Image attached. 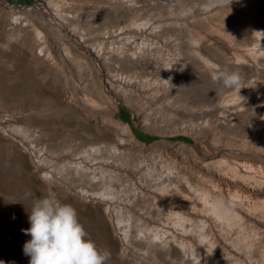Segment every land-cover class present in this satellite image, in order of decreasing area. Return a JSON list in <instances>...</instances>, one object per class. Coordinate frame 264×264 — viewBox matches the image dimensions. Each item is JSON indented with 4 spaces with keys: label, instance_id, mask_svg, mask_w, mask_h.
Listing matches in <instances>:
<instances>
[{
    "label": "rangeland",
    "instance_id": "1",
    "mask_svg": "<svg viewBox=\"0 0 264 264\" xmlns=\"http://www.w3.org/2000/svg\"><path fill=\"white\" fill-rule=\"evenodd\" d=\"M42 197L107 264H264V0H0V264Z\"/></svg>",
    "mask_w": 264,
    "mask_h": 264
},
{
    "label": "clouds",
    "instance_id": "2",
    "mask_svg": "<svg viewBox=\"0 0 264 264\" xmlns=\"http://www.w3.org/2000/svg\"><path fill=\"white\" fill-rule=\"evenodd\" d=\"M4 51H9L7 45ZM12 65L8 69L12 70ZM213 83L225 90L240 88L243 78L239 70L231 67L217 68L210 72ZM234 208V202L223 198L213 200L209 211L220 214ZM30 227L22 229L31 237L23 246L29 264H107L110 253L101 250L87 238L88 234L78 220L76 210L68 204H61L42 197L33 200L28 210Z\"/></svg>",
    "mask_w": 264,
    "mask_h": 264
},
{
    "label": "bare ground",
    "instance_id": "3",
    "mask_svg": "<svg viewBox=\"0 0 264 264\" xmlns=\"http://www.w3.org/2000/svg\"><path fill=\"white\" fill-rule=\"evenodd\" d=\"M85 228L88 231H99V230H106L107 224L104 221V218L101 216L99 218V220H97L96 222H94L92 219L90 218H85V220L83 221ZM86 230V231H87Z\"/></svg>",
    "mask_w": 264,
    "mask_h": 264
},
{
    "label": "trees",
    "instance_id": "4",
    "mask_svg": "<svg viewBox=\"0 0 264 264\" xmlns=\"http://www.w3.org/2000/svg\"><path fill=\"white\" fill-rule=\"evenodd\" d=\"M124 121L129 122L130 120H129V118L126 117V118H124Z\"/></svg>",
    "mask_w": 264,
    "mask_h": 264
}]
</instances>
